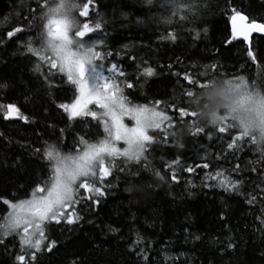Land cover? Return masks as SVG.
Returning <instances> with one entry per match:
<instances>
[{"label": "trees", "instance_id": "16d2710c", "mask_svg": "<svg viewBox=\"0 0 264 264\" xmlns=\"http://www.w3.org/2000/svg\"><path fill=\"white\" fill-rule=\"evenodd\" d=\"M194 2L195 15L173 16L164 23L161 18L171 14L158 0H96L88 19L98 12L107 22L90 36H102L105 45L99 50L113 53L105 64L123 65L127 76L121 79L134 84L124 94L134 105L152 107L160 101L157 110L171 118L172 127L166 121L162 129L151 131L156 142L146 161L125 164L116 158L104 181L105 195L93 197L99 204L80 199L88 194L79 189L74 209L80 219L45 224L34 264H264V145L259 142L264 132L249 127L247 136L237 139L241 130L229 127L235 123L233 105L239 106L242 94L264 96V37H253L249 45L233 39L231 19L239 13L264 24V0ZM29 8H36V0H0V84L6 85L0 88V105L14 104L28 117L27 122L6 119V108L0 107V223L11 210L4 199L28 200L49 178L51 166L44 156L48 145L75 154L81 137L95 141L89 128L102 134L96 120L69 119L59 107L74 102L75 86L27 51L29 43L39 46L41 28V10L34 19ZM17 27L22 31L9 37ZM170 34L176 39L167 38ZM37 63L40 73L34 71ZM147 67L154 75L143 74ZM185 74L199 83L190 84ZM240 77L243 86L234 90L229 81L240 82ZM201 83L206 84L201 88ZM189 90L192 97L186 95ZM179 108L228 116L227 130L221 133L218 125L198 116L182 117ZM194 127L203 131L193 134ZM176 159L179 165L169 168ZM189 166L194 171L184 170ZM173 170L177 180L171 179ZM225 177L239 181L237 188L218 186ZM0 239V264H18L19 235Z\"/></svg>", "mask_w": 264, "mask_h": 264}, {"label": "snow or ice", "instance_id": "6c2138e0", "mask_svg": "<svg viewBox=\"0 0 264 264\" xmlns=\"http://www.w3.org/2000/svg\"><path fill=\"white\" fill-rule=\"evenodd\" d=\"M160 6L170 12V16L162 17V22L171 23L172 17L180 15L181 19H187V15H195L197 5L194 0H158ZM152 4L153 0H146ZM96 0H36V8H29V14L36 18L37 9H40L41 28L39 31V46L33 47L31 43L27 46V51L37 57L38 61L46 63L49 70L55 69L63 72L67 80L75 86L76 97L71 104H60L59 107L68 113L69 119L80 117H90L97 121V126L102 127V134L98 135L94 142L80 138V145L75 154H63L55 145H48L44 151V156L50 162L51 172L49 178L38 184L32 193L31 199L22 200L19 203H12L7 199L3 204L11 209L0 223V236H8L15 232L19 235L21 244V254L15 257L18 264H34L37 253L42 251V243L45 240V221H56L63 219L67 224L76 223L80 217L76 213L74 206L79 203L77 199L79 189H84L88 195L80 199H92L93 204H99V199L105 195L104 188L107 185L104 181L112 175L116 158H123L125 164L139 163L147 160L146 152L149 147L156 142V138L149 134L150 129H162V125L169 121L171 128V118L164 111H158L157 107L161 103L157 101L154 106L134 105L124 94V88H133L134 84L130 79H121L127 76L123 65L118 62L109 61L105 64L111 51L99 50L105 45L102 36L92 39L90 34L102 31V23H106L104 17L96 13L94 20L89 21L90 13L96 11ZM73 13H78L83 20L77 19ZM244 21L246 17L236 13L232 16L233 39L237 34L248 40L249 33L258 31L264 33V24L253 22L250 26L237 33L235 27L236 20ZM22 31L17 27L10 31L8 36H13L16 32ZM199 36V33H196ZM89 37V39H85ZM167 38L175 40V35ZM230 42V41H229ZM249 56L255 59L252 52ZM135 59V57H131ZM214 67V66H213ZM34 71L41 72V63H37ZM145 76L154 75L151 67L143 69ZM184 79L191 83H199L190 75L185 74ZM47 80V76H45ZM243 77L240 82L229 81L230 87L239 90L243 86ZM208 83V82H207ZM206 83H201L202 88ZM123 85V87H122ZM6 87L0 84V88ZM193 91L186 92L188 97L193 96ZM95 105V110L90 107ZM5 118H18L28 121L20 109L14 104L6 106ZM180 115L197 116L195 111L184 108L178 109ZM264 111V96L256 94H242L239 106H233L231 117L233 122L229 127H239L240 137L247 136L248 128L255 122L254 114ZM128 117L134 124L129 127L124 123V118ZM218 131L223 133L227 130L224 126L229 120L228 116L216 117ZM193 134L203 131L200 127L193 128ZM126 145L123 149L118 147L119 142ZM260 144L264 145V135L260 137ZM179 143V142H178ZM180 147L183 145L180 144ZM230 144L229 147H233ZM39 151V150H37ZM173 164L179 165V159L167 165L172 168ZM201 165H197L200 167ZM204 168L208 164H203ZM239 167V165H237ZM121 171L124 169L121 168ZM185 171L192 172V167H186ZM255 170V169H253ZM155 174L164 180V176L159 171ZM217 177L222 173H216ZM215 178V177H213ZM172 180H177L175 170L172 172ZM239 181H229L227 177L218 181V186L228 190L236 189ZM255 199V197H253ZM251 202V201H249ZM73 208L71 213L66 214V210ZM198 239V237H197ZM3 243V239H0ZM55 241L47 247L52 250ZM234 245L228 244L231 248ZM145 260L147 256L143 257Z\"/></svg>", "mask_w": 264, "mask_h": 264}, {"label": "rangeland", "instance_id": "374dc122", "mask_svg": "<svg viewBox=\"0 0 264 264\" xmlns=\"http://www.w3.org/2000/svg\"><path fill=\"white\" fill-rule=\"evenodd\" d=\"M63 73V72H62ZM64 75H66L65 73H64ZM67 77V76H66ZM233 106H235V105H233ZM90 107L91 108H93L94 110H95V105H90ZM83 118V117H82ZM255 122L250 126V129H254V128H256L257 126L264 132V111H261V112H259L258 114H256L255 115ZM124 123L126 124V125H128L129 127H131L133 124H134V121H132L131 119H129L128 117H125L124 118ZM261 126V127H260ZM153 130H155V129H150L149 130V134L151 133V131H153ZM89 133H90V135H91V137H92V139H94V140H96V138L98 137V135H100V130L98 129V128H94V127H92L91 129L89 128ZM151 135V134H150ZM118 147H120L121 149H123L126 145H124V143L121 141V142H119L118 143V145H117ZM83 147V146H82ZM82 147H80V148H82ZM80 190H83L84 191V193H86V191L84 190V189H80ZM87 194V193H86ZM31 199V198H30ZM72 208H69V209H67L66 210V213H71L70 212V210H71ZM48 222H56V221H54V220H52V221H45V223H44V225L45 224H47ZM44 225H43V227H44Z\"/></svg>", "mask_w": 264, "mask_h": 264}, {"label": "water", "instance_id": "95a60500", "mask_svg": "<svg viewBox=\"0 0 264 264\" xmlns=\"http://www.w3.org/2000/svg\"><path fill=\"white\" fill-rule=\"evenodd\" d=\"M240 15L241 16H244L243 14H240ZM244 17H246V16H244ZM252 23L253 22H249V20H248L247 17H246V19L244 21H241V20L237 19L236 22H235V27L237 29V33H239L242 29L247 28ZM256 23L262 24V23H259V22H256ZM233 27H234V25H233V21L231 19V32H232V35H233ZM255 36H262V37H264V33H261V32H258V31H252V32L249 33L248 40H245L242 35L237 34V36H236L235 39L238 40V41H243L247 45H249L251 43L252 38L255 37Z\"/></svg>", "mask_w": 264, "mask_h": 264}, {"label": "clouds", "instance_id": "9594fccd", "mask_svg": "<svg viewBox=\"0 0 264 264\" xmlns=\"http://www.w3.org/2000/svg\"><path fill=\"white\" fill-rule=\"evenodd\" d=\"M197 116L199 117L200 120L205 121L206 123L210 125H215L218 123L216 120V117H219L215 112L212 113H205L202 111L197 112Z\"/></svg>", "mask_w": 264, "mask_h": 264}, {"label": "bare ground", "instance_id": "6f19581e", "mask_svg": "<svg viewBox=\"0 0 264 264\" xmlns=\"http://www.w3.org/2000/svg\"><path fill=\"white\" fill-rule=\"evenodd\" d=\"M238 41V40H237ZM241 42H243V41H241Z\"/></svg>", "mask_w": 264, "mask_h": 264}]
</instances>
